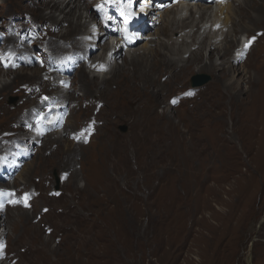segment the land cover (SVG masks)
Wrapping results in <instances>:
<instances>
[{
    "label": "rangeland",
    "instance_id": "1",
    "mask_svg": "<svg viewBox=\"0 0 264 264\" xmlns=\"http://www.w3.org/2000/svg\"><path fill=\"white\" fill-rule=\"evenodd\" d=\"M84 1L87 11L82 13V22L94 11L96 0ZM260 2L263 10L253 12L249 6L250 13H258V22L252 15L230 14L238 25L233 28L238 41L241 29L251 38L247 53L232 61L239 70L232 77L223 70L230 59L226 60L225 53V62L220 63L219 50L218 67L212 72L188 70L187 75H172L161 84L164 71L172 69L177 74L181 67H147V83L130 93L120 88L125 80L123 73L107 70L101 73L104 76L94 78L92 69L98 61L91 62L87 57L68 84L60 83L63 76L48 75L41 67L44 71L36 78L17 79L0 91V96L5 94V104L12 107L11 111L0 112V152L11 145L13 138L28 133V138L22 139L25 165L0 186L33 194L28 208L10 206L0 216V264H264V90L258 88L264 83L255 78L264 64V0ZM27 4L28 0H0V24L10 7L16 9L11 16L24 23H28V16L35 20L36 14L39 19L62 17L45 2L32 10L33 16L29 15ZM235 8L241 11L240 6ZM197 20L204 19L198 14ZM61 25L51 26L46 41L53 42L56 49H75L83 40L90 48H97L96 38H83L79 32L71 34L70 39H60L70 22ZM160 25L157 23L150 32ZM148 30L146 27L143 32ZM168 33L162 39L166 40ZM180 35L174 32L170 37L176 40ZM191 39L186 38L188 42ZM108 40L105 37L104 43ZM207 40L201 41L204 44ZM145 42L132 49L142 44L154 48V43ZM190 46H180L175 57H186ZM228 48L232 53L235 46ZM163 50L168 49L165 46ZM248 50L252 59L245 63ZM101 51L98 48L94 59ZM127 51L121 48L122 58ZM199 53L207 58L217 52L211 46ZM117 63L124 65L125 75L132 73L133 65L122 64L120 57ZM36 66L23 68L30 72ZM79 69L84 72L83 82L76 79L81 77ZM0 74L2 79L13 80L16 72L0 69ZM199 74L209 79L192 86V76ZM153 79L164 85L157 92H152ZM227 79L237 80V91L223 89ZM23 83L37 91L40 86L49 96L71 94L66 101L69 113L58 129L29 138L23 119L31 120L35 115V105L31 99L27 101L32 95H25L29 89L22 95L13 93V87ZM249 83H253L251 88ZM188 88L195 93L185 97L183 91ZM174 94L179 95V104L172 103ZM89 99L98 119L90 120L88 125L94 131L88 137L83 129L88 117L80 112L83 109L79 103ZM152 100L156 102L155 111H139V104ZM107 116L111 121L109 132L102 126V118ZM205 147L211 149L204 155ZM24 242H28L26 248L21 247Z\"/></svg>",
    "mask_w": 264,
    "mask_h": 264
},
{
    "label": "bare ground",
    "instance_id": "2",
    "mask_svg": "<svg viewBox=\"0 0 264 264\" xmlns=\"http://www.w3.org/2000/svg\"><path fill=\"white\" fill-rule=\"evenodd\" d=\"M131 1H134V0H131ZM260 1H262V0H221V1L211 0L209 3H206V2H208L207 0H186V1L171 0V2L173 4L167 5L166 7H163L162 9L157 8L156 3L152 4L150 7V6H148L151 3L150 1H148V2L143 1L144 3H141V7H140L142 15L147 16L152 11L153 16L151 17V19H146V18L141 17L139 15L140 10L136 9L135 14L132 11L133 16H135L136 25H137V27L135 28V30L137 32H134L133 43H135L137 45L138 43L143 42V40L146 39V42L144 44L149 45L150 43H154L155 46H154V48H150V47L145 48V47H142L143 46V44H142V46L140 45L141 48L137 47L135 49H132V47L135 45L134 44L132 47L128 48L127 53L124 54V56H123L124 58H122V56H121L122 55L121 48H122L123 43L121 42V40H119L120 43L118 40L111 41V38L114 37V35L108 36V32L104 31L103 28L98 24V21H96L94 11H90L91 13H89V17L87 20H84L83 22L81 21L83 11L84 10L87 11V8H85L87 6V3L84 0H28V4L25 7V10H26V12L31 13L32 10L37 9L40 6L41 2H45L44 5H47V8H53L55 10H59L60 13H62V17H58L57 19H53L54 20L53 21L50 18L39 19L37 14H36V21L49 20L50 22L49 21L47 22L48 28H51V26L53 24L62 27L61 24L63 22H67V21L70 22L69 28L65 29L66 31L60 33V36H59L60 39H62V38L63 39H70L73 36L71 34H74V32H79L80 34H83V38H91V37L94 39L96 38L97 39V44H96L97 48H90V45L88 46L84 40L81 43L77 42V46H75L76 51L77 52H82V51L85 52V55L90 59L91 62L98 61L95 68L92 69L93 77L94 78L100 77L104 73H106L107 70L112 71L113 74L118 72V73H120L119 75H122V73H123L125 80L121 82L122 83L121 86L123 85V87H120V88H123L126 91L132 93V90L135 87L140 86V85L142 86V85L147 83L146 79H149V78H147L148 72L145 70V68H147V67H150V68L168 67L169 68V66H173L174 64H177L176 66H180L181 67L180 73L175 74L176 71L172 70V69L166 70L163 72V75H165V78L164 79L162 78L160 80V83L165 84L167 81L171 80L172 75H174L175 78L176 77L181 78L186 73H188V70L193 71L195 69V70L199 71V70L205 69V70H208L211 72L213 70H216V68L218 67L216 64L217 58L218 59L220 57L222 58L220 63L225 62L224 58L226 56L225 55V53H226L228 55V58L226 60L230 59V63H228V65L223 69L225 74L227 75V77H230V76L232 77L235 72L238 73L239 70L237 67L234 66V63L232 61L237 59L242 54L247 53V49L249 46L246 49L243 46H241V48H240V47H238L239 46L238 42L240 41L241 38H244L245 36H246V38H248V36L250 37V34H247L244 31V29H241V31H239V35H238L239 41H238V38L233 34V28L238 26V25L235 24V22H234L235 20L230 19V14H233L235 16H238V14H241L243 16L252 15L253 20L255 22H258L260 20V18L257 15L258 13L257 14L256 13H250V11H251V9L253 12L258 10L261 7V6H259V4L261 3ZM158 2L163 3V1H158ZM232 5H234V6H232ZM237 5L240 6L241 11H237V9L235 8ZM249 6L251 9L249 8ZM22 7H24V6H22ZM260 9H262V8H260ZM14 11H16L15 8H13V7L9 8L10 15ZM52 13H53V10H50L49 17L50 16L52 17ZM198 14L204 20L195 21L196 15H198ZM19 19L16 18V19H14V21L19 20ZM150 20H153V22H150ZM20 23L21 22H18V24H20ZM157 23L161 24L160 28H156L153 32H150L151 28L155 27V25ZM231 24H232V27H231ZM88 25H90V26H88ZM144 27H145V29L147 27V30L148 29L149 30L147 32H142ZM188 27H190L192 29V30H189L190 32L188 31L189 33L185 32V29ZM132 31H134L133 28H132ZM166 32H169L168 33L169 37L165 40V38L162 39V36L165 35ZM174 32L181 34L180 36L175 37L176 40L174 38L170 37V35H172ZM49 34H51V31L49 32ZM64 37H66V38H64ZM105 37L109 38L107 43H104L106 41V40L104 41ZM188 37H192V39L190 40V42L192 41L191 43L186 40V38H188ZM207 37L209 40H207L203 44L201 40H205ZM93 43L94 42H92V44ZM57 45L61 46V44H59V43ZM185 45H191L190 46L191 50H189V54H187L186 57H183V55H181L180 57H175L176 56L175 54H178L180 51V46L184 47ZM51 46H52L53 50H55L57 48V46L53 42L51 43ZM165 46H166V49H168L167 51L163 50V48H165ZM211 46L217 52L216 54H214V56H212V54H211L207 58H205V56L203 57L199 53L200 50L206 49L207 47L210 48ZM231 46H235V48H234V51L232 53H229L228 47H231ZM98 48L102 49V51L99 54L100 56L98 55V57H96L94 59V56L97 54L96 51H98ZM186 48H187V46H186ZM186 48H183V53L187 52ZM198 49H199V51H197ZM219 50H221V52H222L221 55H219ZM241 50H243L244 52H241ZM130 55H131V59L125 60ZM217 55H219V57H217ZM119 57L122 61V64L124 62H126V63H129V64L134 66L132 68L133 71L130 75H125L128 73L126 68H124V65L119 66V64L117 63V61L119 60ZM188 58H189V61L192 59L193 62L189 63V61H187ZM251 59H252V57H250L249 50H248V55L246 57L245 63L247 61H251ZM100 64L106 65V69L104 71H101L97 68L100 66ZM262 67L263 68H261L260 71H258L256 73L257 75L255 76V78L259 77V80L262 83H264V64L262 65ZM246 68L249 69V67H246ZM24 69L25 68H18L15 70H11V72H16L15 78L13 80L2 79V75L0 74V91H3V90L5 91L6 89H8L10 86H12V84L17 79L36 78L38 75H40V73H42L44 71V69H41L38 66L34 67L33 70L30 69L31 70L30 72H28V69L27 70H24ZM35 69H37V70H35ZM8 70L9 69H7V71ZM77 70L78 69L75 70L76 75L78 73ZM220 70H222V68ZM2 71H4V70H2ZM79 71H81L79 73V74H81V77H76V79L83 82L82 76H84V74H82V73H84V72L82 69L81 70L79 69ZM102 72H103V74H101ZM217 73H218V71H217ZM50 75H54V73H50ZM71 75H69V76L66 75V76L61 77V78L69 80ZM85 75H86V73H85ZM107 81L112 82L111 80H107ZM87 82H90V80L89 81L87 80ZM103 82H106V80L103 79ZM160 83H157L156 80L153 79L152 83L150 84L153 88L152 92H157L160 88H163L164 85H160ZM252 84L253 83H249L248 87L251 88L253 86ZM237 85H238V82L236 79H231V80L227 79V82L223 83L222 86H223V89H226L229 91H230V89H232V91H237L236 90ZM59 87H61V86H59ZM218 87H219V85H218ZM13 88H14L13 93H15L17 95H22L23 91H22V89L19 88L18 85L13 87ZM258 88L259 89L261 88L260 90H264V84L259 85ZM115 89H116V87H115ZM42 90L44 91V89H42ZM258 92H259V90H257V93ZM32 94L34 95V92H32ZM56 94H58V91L56 92ZM111 94L114 95V94H116V92H114V93L111 92ZM235 94H237V93H235ZM4 95L0 96V100L3 102V103L0 102V112L6 113L8 111H11L12 107L5 104V102H4L5 96ZM154 95H155V93H154ZM70 96H71V94L70 95L64 94L63 96L60 97L61 101L56 102V104L61 106L62 104H64V102L66 103L67 98H69ZM29 100L33 105L39 104L36 102V99L34 96L27 99V101H29ZM155 103L156 102L153 100L151 101L150 104L143 102V103L139 104V106H140L139 111L143 110L145 112H148V110H149V112H153V111H155V109H153V107L155 108ZM92 104H93V102L91 99L85 100L84 103L82 101H81V103H79V107L83 109L80 112L82 114H87V117H88L87 119H85V120H88L87 124L83 126V129H85V131H86L85 136L88 135V137L94 131L93 126L88 125L91 122L90 120L96 121V119H98V117L95 116L96 112L94 114L92 112V107H91ZM242 106L247 107L245 105H242ZM109 119H110L109 116L102 118V126L106 127V132H109L110 126H111V121ZM249 120H252V119H249ZM146 124H147V122H146ZM94 128L97 129V126L95 124H94ZM263 134H264V130H263ZM41 135H42V133H40V135L33 134L32 136H34V138L35 137L37 138V136H41ZM260 135H262V134H260ZM21 136H23L22 137L23 140L27 139L28 133H22ZM71 142L74 143L73 140ZM210 149L211 148H209V147L203 148L204 155L207 154ZM23 165H25V164L23 163ZM2 184H3V182H2ZM4 185H6V182H4L3 186ZM8 189H11V188L8 186ZM0 203H3V202H0ZM7 207H10V206H7ZM7 207H3L0 209V216L3 214V210L7 209ZM16 216H18V215H16ZM20 220H23V218H20ZM2 223H3V220L0 217V224H2ZM0 237H1V234H0ZM27 245H28V242H24V243H22L21 247L26 248ZM1 247L4 248L5 244H1Z\"/></svg>",
    "mask_w": 264,
    "mask_h": 264
},
{
    "label": "clouds",
    "instance_id": "3",
    "mask_svg": "<svg viewBox=\"0 0 264 264\" xmlns=\"http://www.w3.org/2000/svg\"><path fill=\"white\" fill-rule=\"evenodd\" d=\"M127 1H129V2H131V0H127ZM144 0H134L133 2V13L135 14V10L136 9H138V7H139V5L141 4V3H144L143 2ZM183 1H186V0H183ZM221 1V0H220ZM135 2H137L136 4H135ZM171 4L172 2L170 1V2H168V4ZM98 3H97V0L95 1V4L93 5V10H94V13H95V17H96V19H97V21H98V24L103 28V30L104 31H107L108 32V36H111V35H114V37H112L111 38V41H114V40H121V42H122V36L124 37L125 36V34L124 33H126V32H129L130 34H131V38H132V42L130 43V44H128V45H124V43H123V45H122V47L123 48H125V49H127L128 50V48L129 47H132L135 43H133V38H134V32H136V30H135V28L137 27V25H135L136 24V19H135V16H133L132 17V19L128 22V24H127V26H126V28L125 29H119V28H117L116 30L115 29H113V28H116L117 27V25H118V23H120V18L118 17V16H116V11H114L113 12V16L115 17V19L116 20H112V19H109L106 23H104L105 24V26L101 23V21H100V18H99V16H98V14H97V12H96V10H95V6L97 5ZM169 4V5H170ZM173 4V3H172ZM138 6V7H137ZM167 5H165L164 7H166ZM163 8V7H162ZM162 8H159V9H162ZM126 10V6H121V9H120V11H125ZM139 10V9H138ZM27 14H29V15H32V14H30V13H28V12H26ZM141 14H142V12H141V10H140V16H141ZM10 16V17H9ZM33 16V15H32ZM147 17V16H146ZM145 17V18H146ZM23 20H26V17H23ZM10 21H12V22H15V24L16 25H18V27H17V30H19V28L20 27H23V28H27L28 26V24L27 23H24L22 20H15L14 21V18L10 15V13H7V15H5L4 16V23L2 24H0V33H3V34H6V33H8L7 32V28H8V25H10L11 26V24H10ZM18 22H21L20 24H18ZM132 28L134 29V31H132ZM52 30V29H51ZM144 30H145V27H144ZM143 30V31H144ZM142 31V32H143ZM12 37H15V36H7V35H5V36H2L1 37V43H0V46H2L4 49L6 48V49H9V48H13L14 47V44H13V40H12ZM242 39V38H241ZM119 43H120V41H119ZM42 45H45V50H47V53H46V58L45 59H43V57H44V54L42 53V48H41V46ZM42 45L41 46H37V47H35V45H33V47H31V49H30V51H28L29 52V54H30V56L32 55V54H35L34 55V59L38 56V55H40V57L42 58V60H41V62H39V61H36V62H33V63H28V64H26V65H19V66H17V67H15V68H10V67H7V68H3V67H0V69L1 70H4V71H7V69H9V70H15V69H18V68H23V67H27V66H34V65H38L40 68L42 67V68H44V69H46V72L48 73V75L50 74V73H54V75L55 76H66V75H71L72 73H74V71L77 69V68H79L80 66H82V63L84 62V61H87V56L85 55V53L82 51V52H77L76 51V49H70V50H63V51H61V50H58V49H55V50H53L52 49V46H51V43H49V41L48 42H46V44L45 43H42ZM37 50V51H36ZM38 51H40V54H37V52ZM51 51H53V52H56V53H69V52H72L73 53V55H72V58H71V60H70V62H68V64L69 65H72V69H67V68H65L64 70H62V71H60V72H58V71H53L51 68H50V62L51 61H49L47 58H48V55H51ZM76 52V53H75ZM98 63V62H97ZM97 63H96V65H97ZM68 64H66V65H68ZM95 65V66H96ZM99 70H101V71H104L105 69H106V65L105 64H100V66L99 67H97ZM103 73V72H102ZM61 78V77H60ZM69 80H67V79H64V78H61V82L60 83H62V84H68L69 82H68ZM22 85H24V86H22ZM67 86V85H66ZM196 86H198V85H196ZM19 88L20 89H22V93H24V89H29V91L27 92V94H25V95H32V96H34L35 98H36V100H37V102L39 103L38 105H35V107H33V112L34 113H36V111H41V113L42 114H44V120H45V122H47L48 120H49V118H50V115L51 114H57L60 118H62V119H60L59 121H58V124H57V126L56 127H52V129L51 130H55L56 128L58 129L60 126H61V122H62V120L68 115V113H69V108H68V104H66L65 102H64V104H62L61 106L60 105H58V104H56V102H60L61 101V99L59 98V97H56V96H49V95H47L46 94V92H42V90H41V87L39 86V91H37V90H35L36 89V87H32L31 85H29L28 83H23V84H21V85H19ZM36 91H34V90ZM41 90V91H40ZM32 92H34V95L32 94ZM175 95V94H174ZM174 95H172V96H174ZM40 106V107H39ZM51 108V109H50ZM34 117V116H33ZM23 122H24V119H23ZM34 124H35V126H34V128L33 129H28L29 130V132H30V134H29V138H31L32 137V135L31 134H38V135H40V133H42V134H44V133H49L51 130H43L41 127H39L37 124H36V122H34ZM38 127H39V130H38ZM23 137V136H22ZM12 178V177H11ZM10 179V178H9ZM4 183V182H3ZM2 183L0 182V185H1ZM0 189H8V188H4V187H2V186H0ZM15 189V190H14ZM14 189H9V190H11V191H14L16 194H17V196L18 197H20L19 198V200H20V202L19 203H16V204H2V203H0V209L1 208H3V207H7V206H15V205H17V206H19V207H23V208H28V206H29V200H30V197L33 195L32 194V192L30 191V190H24V191H19V189H17V188H14ZM17 190V191H16ZM22 192V193H21ZM23 196V198L21 199V197Z\"/></svg>",
    "mask_w": 264,
    "mask_h": 264
},
{
    "label": "water",
    "instance_id": "4",
    "mask_svg": "<svg viewBox=\"0 0 264 264\" xmlns=\"http://www.w3.org/2000/svg\"><path fill=\"white\" fill-rule=\"evenodd\" d=\"M209 79L206 75H194L192 76V86L201 85L205 83ZM123 130H125V127H122Z\"/></svg>",
    "mask_w": 264,
    "mask_h": 264
},
{
    "label": "snow or ice",
    "instance_id": "5",
    "mask_svg": "<svg viewBox=\"0 0 264 264\" xmlns=\"http://www.w3.org/2000/svg\"><path fill=\"white\" fill-rule=\"evenodd\" d=\"M175 101H173V103H174Z\"/></svg>",
    "mask_w": 264,
    "mask_h": 264
}]
</instances>
